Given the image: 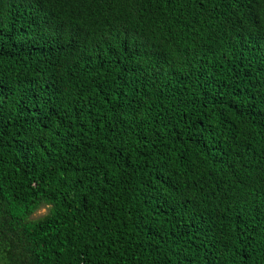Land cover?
Segmentation results:
<instances>
[{"label": "trees", "instance_id": "1", "mask_svg": "<svg viewBox=\"0 0 264 264\" xmlns=\"http://www.w3.org/2000/svg\"><path fill=\"white\" fill-rule=\"evenodd\" d=\"M0 264H264V0H0Z\"/></svg>", "mask_w": 264, "mask_h": 264}, {"label": "rangeland", "instance_id": "2", "mask_svg": "<svg viewBox=\"0 0 264 264\" xmlns=\"http://www.w3.org/2000/svg\"><path fill=\"white\" fill-rule=\"evenodd\" d=\"M49 211L48 206H42L34 215L33 218H39L45 215Z\"/></svg>", "mask_w": 264, "mask_h": 264}]
</instances>
